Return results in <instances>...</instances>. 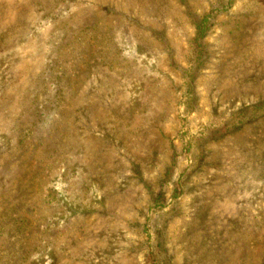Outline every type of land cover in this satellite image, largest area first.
I'll return each mask as SVG.
<instances>
[{"label": "rangeland", "instance_id": "374dc122", "mask_svg": "<svg viewBox=\"0 0 264 264\" xmlns=\"http://www.w3.org/2000/svg\"><path fill=\"white\" fill-rule=\"evenodd\" d=\"M0 264H264V0H0Z\"/></svg>", "mask_w": 264, "mask_h": 264}]
</instances>
